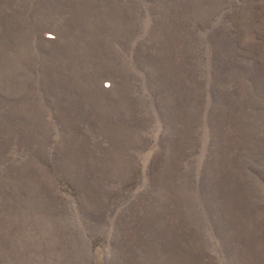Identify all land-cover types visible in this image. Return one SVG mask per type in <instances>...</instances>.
I'll list each match as a JSON object with an SVG mask.
<instances>
[{
	"label": "rangeland",
	"instance_id": "rangeland-1",
	"mask_svg": "<svg viewBox=\"0 0 264 264\" xmlns=\"http://www.w3.org/2000/svg\"><path fill=\"white\" fill-rule=\"evenodd\" d=\"M0 264H264V0H0Z\"/></svg>",
	"mask_w": 264,
	"mask_h": 264
}]
</instances>
